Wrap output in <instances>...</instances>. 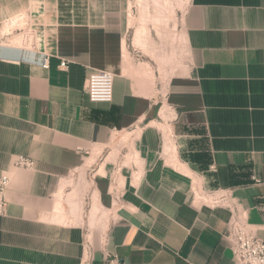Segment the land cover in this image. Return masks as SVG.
<instances>
[{
	"label": "crops",
	"instance_id": "0c3cea01",
	"mask_svg": "<svg viewBox=\"0 0 264 264\" xmlns=\"http://www.w3.org/2000/svg\"><path fill=\"white\" fill-rule=\"evenodd\" d=\"M117 3L0 0V24L25 21L23 38L0 33V264H234L223 232L236 209L264 239V0H188V60L166 82L163 111L157 84L133 72ZM94 70L114 75L110 103L88 98ZM19 155L32 167L15 166ZM118 160L132 167L90 241L69 182Z\"/></svg>",
	"mask_w": 264,
	"mask_h": 264
},
{
	"label": "rangeland",
	"instance_id": "374dc122",
	"mask_svg": "<svg viewBox=\"0 0 264 264\" xmlns=\"http://www.w3.org/2000/svg\"><path fill=\"white\" fill-rule=\"evenodd\" d=\"M187 3L188 0H118L116 7L115 16H127L126 47L139 60L133 67V72L151 71L153 83L157 84L156 89L157 94H159L157 106L161 111L167 109L165 87L168 78L175 73H180L188 60L183 30V14ZM130 13L132 15L131 20L129 18ZM20 17L17 16L9 23L2 22L0 24V33L10 32L7 37L12 42L18 35L22 36L23 34V30L18 25L21 20ZM137 33L140 36V43L136 42ZM22 38L20 37L18 41L21 42ZM75 55L82 56L83 54ZM127 61L128 67H132L133 64L128 51ZM167 143L173 142L167 140ZM128 146L127 139L119 137L113 143V155L121 158ZM99 161L102 162V159ZM118 163H120L119 160ZM102 166L104 164L101 163ZM97 167L98 165H95L86 171H81L78 179L69 182L72 189H77L78 193L81 194L78 212L80 217H84L88 221V227L85 231L90 241L94 235L99 237L102 234L109 216V207L114 206V197L119 194L120 186L124 184L122 183L123 174L132 166L125 165L124 167L121 163L108 164L104 166V168H108V172L102 170L96 174L95 169ZM113 178L117 180H113ZM195 192L197 198L206 201H215L219 196L202 192V190ZM78 212H75V215ZM91 245L90 247H92Z\"/></svg>",
	"mask_w": 264,
	"mask_h": 264
},
{
	"label": "built area",
	"instance_id": "2783aa9c",
	"mask_svg": "<svg viewBox=\"0 0 264 264\" xmlns=\"http://www.w3.org/2000/svg\"><path fill=\"white\" fill-rule=\"evenodd\" d=\"M44 68L49 67V55L39 53L34 59ZM60 67L66 69L67 61L62 60ZM114 75L106 70H94L89 74L86 83L88 98L93 103H110L113 98ZM14 165L22 168H31L33 160L27 156L19 155L14 160ZM9 184L6 174L0 175V213L5 212L6 200L4 191ZM225 199L226 196H218L217 199ZM236 207V205H235ZM223 237L227 240L232 252L234 264H264V239L250 232L245 224V212L236 209L234 216L226 225Z\"/></svg>",
	"mask_w": 264,
	"mask_h": 264
},
{
	"label": "bare ground",
	"instance_id": "6f19581e",
	"mask_svg": "<svg viewBox=\"0 0 264 264\" xmlns=\"http://www.w3.org/2000/svg\"><path fill=\"white\" fill-rule=\"evenodd\" d=\"M130 6V5H129ZM129 18H130V20L132 19V15H131V13L129 14ZM20 21L18 22V25L22 28L23 26H24V24H25V21H24V19L23 18H21L20 17ZM13 24V23H12ZM10 25V24H9ZM9 25H8V27H9ZM136 42H138V43H140V36L138 35V33L136 34ZM139 74H141L142 75V78L144 79V81H145V83L149 86H151L152 84H153V75H152V73H151V71H149V70H145V71H142V72H140ZM172 148H174V147H172ZM174 163H175V161H173ZM174 163H172V164H174ZM174 166L177 168V169H179V170H182V171H184V172H189V168L186 166V164H183V163H181V162H177V163H175L174 164Z\"/></svg>",
	"mask_w": 264,
	"mask_h": 264
}]
</instances>
